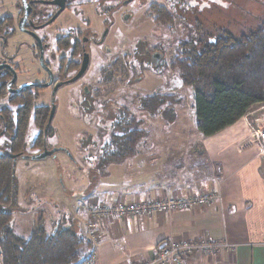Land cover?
Returning <instances> with one entry per match:
<instances>
[{"label": "rangeland", "instance_id": "374dc122", "mask_svg": "<svg viewBox=\"0 0 264 264\" xmlns=\"http://www.w3.org/2000/svg\"><path fill=\"white\" fill-rule=\"evenodd\" d=\"M19 1L0 0V19L6 15L16 16ZM163 8L171 12V22L157 19L158 11ZM125 13L130 15L127 21H123ZM117 16V27L109 38L117 58L112 60L113 55L103 58L104 55L95 51L82 80L89 87L85 97H81L85 98V107L80 106L78 90H75L79 82L64 87L57 95L52 122L54 134L49 137L46 148L63 147L70 153L58 150L42 159L18 158V205L14 208L13 221L20 217L27 223L33 213H39V224L47 232H54L59 226L72 225L77 208L88 200L86 186L90 180L92 182L97 176L103 183L117 186L119 175L116 171L124 170L125 166L121 163L112 164L113 168L109 166L111 163L104 161V147L111 142L121 117H126L127 121L134 119L135 126L145 133L138 151H143L145 146L157 147L162 162L179 156V151L171 154L163 150L165 142L176 140L183 144L188 138L191 141L201 138L196 125L194 89L184 84L174 67L182 45L190 41L215 40L227 31L237 35L263 25L264 0H134L130 5H120ZM15 38L26 36L18 34ZM127 51L130 55L124 57ZM156 52L162 53L157 67L151 56ZM115 63L119 65L114 67ZM112 69L117 71L113 73ZM154 94L172 95L173 104L166 102L157 114L144 110L142 98ZM170 118L174 119L170 121ZM241 123L243 130L248 135L253 134L254 141L259 143L258 135L264 130V101L255 103L241 118ZM236 130V127L227 128L219 134L205 136L210 153L222 159L220 162H227L229 172L246 163L241 155L245 150L237 141L242 134ZM258 145L264 155L262 146ZM196 147L197 159L204 160L203 146L199 142ZM38 151L25 152L36 154ZM187 157H183V162ZM197 166L195 170L204 171L202 163ZM218 172L216 167L212 172L214 179ZM260 218H264V211ZM12 229L21 236L28 230L24 224Z\"/></svg>", "mask_w": 264, "mask_h": 264}, {"label": "crops", "instance_id": "0c3cea01", "mask_svg": "<svg viewBox=\"0 0 264 264\" xmlns=\"http://www.w3.org/2000/svg\"><path fill=\"white\" fill-rule=\"evenodd\" d=\"M235 127L242 134L237 141L242 143L245 150L241 155L246 163L232 172L228 171L227 162L223 160L221 163L222 159L212 156L207 139L201 135L195 141L188 138L183 144L176 140L165 142L163 150L167 149L171 154L179 151V156L172 157L170 161L167 159L162 162L161 153H157L161 151L157 147L145 146L143 151H137L136 155L120 162L125 169L116 171L119 175L115 182L117 186L110 182L103 183L97 176L92 182L90 180L86 186L88 200L77 208L78 215L74 214L72 219V224L84 236L86 222L90 219L87 205L92 199L99 202L117 199L134 201L211 189L218 192V197L207 205L192 209L102 219L99 228L104 238L98 245L91 242L85 247L78 264H137L155 255L171 241L201 238L226 240L236 248L233 251L220 250L213 255L191 257L186 264H264V218H260V213L264 211V155L258 145H261L260 141L255 142L254 135H248L243 130L241 119L225 129ZM199 142L204 148V160L197 159L196 146ZM191 159L197 161L199 166L202 163L204 171L195 170L198 166L194 161L191 163ZM214 162H219V166ZM120 163H111L109 166ZM216 167L219 170L217 180L212 175ZM29 218L27 223L20 217L12 222L13 227L24 224L28 228L27 234L22 236L13 229L17 235L24 238L31 235L39 222V213H33ZM93 253L94 258L87 262Z\"/></svg>", "mask_w": 264, "mask_h": 264}, {"label": "trees", "instance_id": "16d2710c", "mask_svg": "<svg viewBox=\"0 0 264 264\" xmlns=\"http://www.w3.org/2000/svg\"><path fill=\"white\" fill-rule=\"evenodd\" d=\"M158 13L157 19L161 22L173 19L166 8ZM9 23H12L10 17L0 19V31ZM174 67L184 84L194 89L198 131L204 136L214 135L243 118L255 103L264 101V23L237 35L227 31L215 40L187 42L182 45ZM172 99L170 94H154L143 97L141 106L157 114L166 102L173 104ZM41 124H38L40 136ZM115 128L111 142L104 147V161L109 163H120L136 155L145 134L132 118L127 121L126 117H121ZM37 147L41 144L34 148ZM24 148L25 142L21 144V149ZM16 163L12 156L0 155L2 264H78L91 241L76 225L59 226L49 233L38 222L28 238L17 235L12 229L14 208L18 205Z\"/></svg>", "mask_w": 264, "mask_h": 264}, {"label": "flooded vegetation", "instance_id": "af4514ba", "mask_svg": "<svg viewBox=\"0 0 264 264\" xmlns=\"http://www.w3.org/2000/svg\"><path fill=\"white\" fill-rule=\"evenodd\" d=\"M133 1L26 0L29 14L23 22L26 5L20 0L17 15L3 17H10L12 23L3 25L0 31V155H10L17 162L19 157L35 155L25 151L38 149V154L48 150L46 146L54 127L51 123L46 132V125L53 108L55 114L59 91L79 82L75 90H78L80 106L85 107V98L81 97H85L89 87L82 80L94 53L99 52L103 58L113 55L112 60L117 58L109 38L118 22L119 6ZM129 17L125 13L123 21ZM18 34L26 38L16 40ZM24 48L28 53H24ZM129 55L127 51L123 56ZM85 61L88 62L85 72L70 81ZM37 123L43 126L41 136ZM38 144L41 147L34 148Z\"/></svg>", "mask_w": 264, "mask_h": 264}, {"label": "built area", "instance_id": "2783aa9c", "mask_svg": "<svg viewBox=\"0 0 264 264\" xmlns=\"http://www.w3.org/2000/svg\"><path fill=\"white\" fill-rule=\"evenodd\" d=\"M258 139L264 152V130H260ZM218 197L215 189L201 192H190L167 198H151L127 201L117 199L112 202H99L92 199L87 209L90 219L86 222V237L95 245L104 238L99 228L102 219L111 217H141L149 213H165L176 209H192L196 206L207 205ZM85 206V205H84ZM235 245L226 240L214 241L208 238L197 240L171 241L159 249L152 257L137 264H186L191 257L199 255H213L220 250L233 251ZM93 253L87 262L94 258Z\"/></svg>", "mask_w": 264, "mask_h": 264}, {"label": "water", "instance_id": "95a60500", "mask_svg": "<svg viewBox=\"0 0 264 264\" xmlns=\"http://www.w3.org/2000/svg\"><path fill=\"white\" fill-rule=\"evenodd\" d=\"M23 1H24L25 5H26L25 15H24V18H23V20H22V21L24 22L25 19H26L27 16H28V14H29V7L27 6L26 0H23ZM152 57H153V59H154V61H155V66L157 67L158 64H159V61H160V59H161V57H162V53H160V52H156V53H154V54L152 55ZM87 65H88V62L85 61L84 64H83V66H82L81 71L78 73L77 76H75L74 78H72L70 81H75L77 78H79V77L85 72V70H86V68H87ZM29 84H33V83H28V84H26V85H29ZM45 85H47V84H45ZM57 87H58V85H57ZM57 87H56V88H57ZM53 117H54V108H53L52 111H51V114H50V117H49L48 123H47V125H46V132L48 131V129H49L51 123H52ZM59 149H64V148H56V149H54V150H45V151H42V152H40V153H38V154H35V155L31 156L30 158H32V159H42V158L47 157V156L50 155V154H54V153H55L57 150H59ZM65 149H66V148H65ZM66 151H67L68 153H70L67 149H66Z\"/></svg>", "mask_w": 264, "mask_h": 264}]
</instances>
